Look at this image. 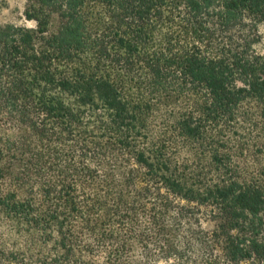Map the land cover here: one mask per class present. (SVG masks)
I'll return each mask as SVG.
<instances>
[{
	"label": "trees",
	"instance_id": "obj_1",
	"mask_svg": "<svg viewBox=\"0 0 264 264\" xmlns=\"http://www.w3.org/2000/svg\"><path fill=\"white\" fill-rule=\"evenodd\" d=\"M25 1L0 264H264V0Z\"/></svg>",
	"mask_w": 264,
	"mask_h": 264
},
{
	"label": "rangeland",
	"instance_id": "obj_2",
	"mask_svg": "<svg viewBox=\"0 0 264 264\" xmlns=\"http://www.w3.org/2000/svg\"><path fill=\"white\" fill-rule=\"evenodd\" d=\"M0 3V25L6 23L34 25L32 21L24 18L25 0H0ZM260 29L264 32V25ZM258 50L264 52V43L258 46Z\"/></svg>",
	"mask_w": 264,
	"mask_h": 264
}]
</instances>
